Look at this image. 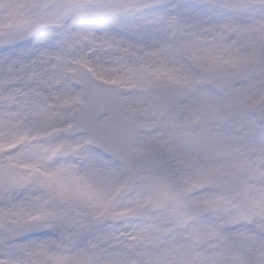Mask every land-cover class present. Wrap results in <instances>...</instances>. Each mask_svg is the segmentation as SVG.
<instances>
[{
  "label": "rangeland",
  "instance_id": "374dc122",
  "mask_svg": "<svg viewBox=\"0 0 264 264\" xmlns=\"http://www.w3.org/2000/svg\"><path fill=\"white\" fill-rule=\"evenodd\" d=\"M35 1L0 0V166L32 180L0 201V214L25 232L47 231L18 240L0 233V264H11L9 255L12 264H264V135L255 118L264 1L44 0L45 12ZM47 26L52 33L34 39ZM43 38L51 52L39 48ZM189 59L225 96L198 88ZM83 67L120 85L125 112L137 120L158 118L148 97L175 95L163 127L135 144L140 160L166 150L159 170H143L133 183L115 159L70 133L71 114L85 104L70 80ZM195 120L201 127L185 146L180 139ZM230 121L241 136L220 128ZM67 142L75 154L55 164ZM64 199L75 201L72 212ZM128 216L141 224L122 226L126 243L113 226L100 225Z\"/></svg>",
  "mask_w": 264,
  "mask_h": 264
},
{
  "label": "water",
  "instance_id": "95a60500",
  "mask_svg": "<svg viewBox=\"0 0 264 264\" xmlns=\"http://www.w3.org/2000/svg\"><path fill=\"white\" fill-rule=\"evenodd\" d=\"M105 91L104 95H99L98 97L96 95L89 101V106L82 116L85 117L86 123L92 127L91 135L94 136L98 131H101L103 133V136L100 137L102 141L111 146L115 144L119 150L118 152L116 150L114 152L126 155V158L132 164V169L136 173L141 167L136 165V155L132 152L131 148L137 130L134 129L135 125L125 120L122 115V106L117 100V88H105ZM156 101L163 107L160 109V113H162L165 109H168L172 98L165 95L164 98H157ZM109 110L113 112L110 121L104 125H97L96 122L100 113ZM162 157L163 154H156L153 158L144 162L143 166L155 168L160 165ZM4 180L8 183H3ZM28 183V181H20L19 177H3V174L0 173V193L6 186L16 187Z\"/></svg>",
  "mask_w": 264,
  "mask_h": 264
},
{
  "label": "bare ground",
  "instance_id": "6f19581e",
  "mask_svg": "<svg viewBox=\"0 0 264 264\" xmlns=\"http://www.w3.org/2000/svg\"><path fill=\"white\" fill-rule=\"evenodd\" d=\"M37 44H39V48H41L42 50L46 49L47 51L51 52V48H49V45L46 40H40L37 42ZM34 53L37 55L41 54L40 51H36V50H34ZM16 83H20V81H16ZM9 259L11 260V264H12L14 262L13 256L9 255Z\"/></svg>",
  "mask_w": 264,
  "mask_h": 264
},
{
  "label": "snow or ice",
  "instance_id": "6c2138e0",
  "mask_svg": "<svg viewBox=\"0 0 264 264\" xmlns=\"http://www.w3.org/2000/svg\"><path fill=\"white\" fill-rule=\"evenodd\" d=\"M113 82H115V81H113Z\"/></svg>",
  "mask_w": 264,
  "mask_h": 264
}]
</instances>
